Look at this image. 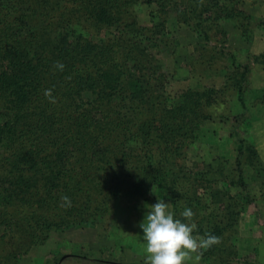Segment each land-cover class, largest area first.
<instances>
[{"label":"trees","instance_id":"obj_1","mask_svg":"<svg viewBox=\"0 0 264 264\" xmlns=\"http://www.w3.org/2000/svg\"><path fill=\"white\" fill-rule=\"evenodd\" d=\"M139 6L149 8L147 23ZM170 17L203 44L208 63L227 57L211 45L227 36L223 21L245 35L252 20L239 0H0V264H21L54 232L92 227L104 237L120 227L119 201L138 222L154 193L168 200L178 237L187 225L204 238L201 260L226 264L236 252L231 231L253 200L245 171H264L254 144L234 132L232 162H183L229 90L246 110L248 74L264 51L244 63L231 57L219 89L173 92L154 55L170 46ZM259 97L264 104V89ZM164 232L160 221L148 233ZM100 251L77 253L98 260Z\"/></svg>","mask_w":264,"mask_h":264},{"label":"rangeland","instance_id":"obj_2","mask_svg":"<svg viewBox=\"0 0 264 264\" xmlns=\"http://www.w3.org/2000/svg\"><path fill=\"white\" fill-rule=\"evenodd\" d=\"M239 7L252 17L251 26L244 35L233 23L223 21L227 36L222 43L211 45L223 48L227 57H217L210 63L207 61V49H202L203 44L185 26L175 24L173 17L169 18L166 33L170 46L154 51V55L168 72L170 90L219 89L225 82L227 72L233 70L231 57L237 63H244L249 55L264 51V28L259 25L264 19V0H239ZM138 10L139 22L147 23L149 8L139 6ZM263 89L264 64H254L248 74L244 95L246 110L243 111L238 103L235 91L229 90L221 105L210 107V111L217 114H212V120L201 125L198 137L186 149L183 164L189 169L204 170L212 163L217 170L219 157H228L232 162L236 137L231 134L234 132L254 144L264 164V104L258 102ZM234 125L236 129L232 128ZM210 176L215 177L216 174ZM245 178L250 184L253 200L238 215L237 224L232 228L234 231L231 229L238 239L237 248L234 254L226 258V264H264V187H260L264 171L246 170ZM227 192L235 195L236 189L230 186ZM154 196V201L150 199V213L138 222L136 216H128L127 203L119 201L115 208L120 227L111 228L104 237L98 236L96 228L92 227L51 233L44 245L32 248L22 257L21 264H211L207 258L201 260L200 246L204 238L191 236L185 229L187 225L182 226L183 229L178 232L182 236L178 237L170 227L168 217L165 219V215L170 213L168 200L158 198L155 193ZM160 221L165 224L164 238L148 233ZM188 234L190 238L184 240ZM115 241L125 244V248H116ZM85 247L96 253L102 250V258L97 260L95 255L83 257L77 253Z\"/></svg>","mask_w":264,"mask_h":264}]
</instances>
